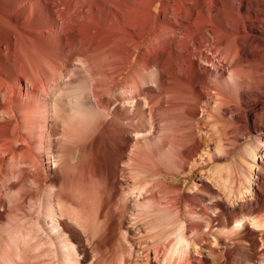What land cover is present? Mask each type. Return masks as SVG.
Masks as SVG:
<instances>
[{
    "label": "bare ground",
    "instance_id": "1",
    "mask_svg": "<svg viewBox=\"0 0 264 264\" xmlns=\"http://www.w3.org/2000/svg\"><path fill=\"white\" fill-rule=\"evenodd\" d=\"M254 15L257 17L255 10ZM241 33L245 36L240 37ZM260 34L251 25L248 12L232 0H0V264H96L94 257L89 258L92 248L89 250V244L63 220L64 211L69 216L67 208L75 206L69 196L59 193L66 184L63 171L67 160L65 163L59 153L51 152L54 166L42 167L43 156L35 154L36 147L32 151V137L26 129L34 131L38 126L36 105L42 100L41 92L52 72H65L77 63L87 69L97 66L93 59L101 55L103 63L102 67H95L96 75L100 73L105 81L94 82L90 96L92 105L106 116L89 137L86 135L85 143L83 139L82 151L99 156L93 162L94 173L99 177L95 178L101 179L102 187L106 186L114 207L109 219L95 221L98 226L91 236L95 247L103 244L101 237L114 239L118 231L124 237L141 234L128 222L125 213L129 206L141 207L139 200L147 192L144 198L149 203L142 200L145 204L141 210L148 212L145 216L142 211L135 212L143 220L146 218V223L153 224L152 229L164 228L163 235L160 233L163 239L174 236L173 241L166 238L168 243L160 240L156 249L168 264H264V129L257 128L254 121L249 126L244 109L252 102L247 92L264 86V44L252 41ZM92 73L95 75L93 70ZM97 76L95 80L100 78ZM122 103H127L130 111L127 122ZM168 112L171 113L166 115ZM257 119L263 124L264 111ZM203 120H214V126L223 122L244 135L255 129L256 141L250 144L249 158L253 165L256 159H261L262 164L253 181V176H249L244 189L219 196L215 188L200 179L204 194H181V185L168 182L173 173L188 177L196 167L218 158L209 142L212 134L205 130L203 133L200 127ZM131 127L134 135L130 137ZM221 127L218 128L222 130ZM213 131V135H220L218 129ZM63 132L71 139L70 133ZM161 132L166 135L160 141V150L172 152L168 153L173 155V167L152 164V169L144 156L141 159L139 142L149 144ZM216 139V149H220L222 135ZM204 141L209 143L203 144ZM65 154L62 152L61 156ZM199 154L203 155L201 162L195 161ZM7 161H13L16 167L10 166L8 171ZM85 163L86 170L90 165ZM72 164L75 166V162ZM125 165L136 177L145 176L143 186L140 187V180L139 186L132 183L130 189L124 187L120 171ZM148 171L160 190H165L160 192H165L168 205L166 198L165 206L160 201L157 204L161 207L153 203L156 189L147 179ZM196 185H192L194 190L198 189ZM15 191L22 195L21 201L16 197L19 207L12 203L11 197L18 195ZM117 197L121 198L122 207L116 205ZM24 200L36 201L35 216L28 214ZM181 201L184 219L180 217ZM19 202H23L21 206ZM85 209L78 210L81 222L71 212L82 232L83 221L89 216ZM238 224L240 227H236ZM85 232L84 235L88 233ZM260 244L263 249L258 250ZM148 250L144 262L157 264Z\"/></svg>",
    "mask_w": 264,
    "mask_h": 264
},
{
    "label": "rangeland",
    "instance_id": "2",
    "mask_svg": "<svg viewBox=\"0 0 264 264\" xmlns=\"http://www.w3.org/2000/svg\"><path fill=\"white\" fill-rule=\"evenodd\" d=\"M232 2L235 5H237L240 9H242L243 11L246 10L248 12V14L250 15L251 25L256 27L261 32V34L258 37L259 39L258 38H254V39L251 38V40L253 39L252 41L255 42V43L258 42L257 44H264V41H263L264 40V35H262V34H264V22H263L264 21V19H263L264 17L261 16V13L264 12V9H263L264 8V0H259V1L258 0H256V1L255 0H237V1L236 0H232ZM239 5H241V6H239ZM254 10L257 12V17H255V15H254ZM241 35L245 36V34L241 33L240 37H242ZM242 40H243V38H242ZM244 41L246 43L249 42L248 39H245ZM101 56H97V58L95 57L96 59H93V60H96L97 66H95V64L93 65V63H94L93 62L92 65L94 67H91V68L88 67V69H87V67L84 64H82V63L78 64L77 63V65H74L75 67L73 66V68H72V66L68 67L70 69L69 72H68V68H66L65 72H68V74L65 73L64 71H60V70L55 71V73L52 72L53 74H51L49 76V78H48L49 81L47 80V82L49 83V86L47 85V82L45 81V84H44L45 87H43L44 90L41 92L42 100H38L37 105H36L37 109L35 111V114L37 115L36 118L38 120V123H37L38 126H37V128L34 131L30 130V128L26 129V131L28 133H30L29 134L30 137H32V141L30 143L31 145L29 144V146L32 149L35 148V147L37 148V149L35 148L36 150L35 149H33V150L31 149L32 151L35 150L34 151L35 154H42V156H43V158L41 160L42 167H43V165L46 166L47 164L49 166H51V167L54 166L53 158H51L49 156L51 152H52V154L59 153V157L62 160L64 159L65 163H66V160H67V165L65 164L64 171H63V173L66 175V184H65L64 187H62V189H61V191L59 193L61 195L69 196L74 201V205H75L74 208H67V210H69V216H70V214L71 215L75 214L77 216V218H75V219L78 222H81L79 217H78L79 208L82 207L84 209L85 208L87 209V210L85 209L86 216L87 215H89V216H87L88 218L85 219L86 222L83 221V227H85L87 229V230H85V228H84V232L86 231L85 234L87 232L88 233L86 235H84V232H82L83 229H82L81 225L75 220L77 222V225H76V222H74V220L72 219L75 216L73 215V217H71V216L69 217L68 214H67L68 211H66V210L64 211V213L66 212L65 213L66 215L64 214L63 220H65L76 232H78L82 236L84 243L87 242V244H89L88 245L89 246V250L92 248L91 249L92 252L89 251V258L91 259L92 257H94L95 259L92 258V260L94 259L93 260L94 263H96V264H131V263L132 264H136V262H137L138 264H146V261L144 262V260H145V255L144 254L147 252L146 250H148V248H149L148 252L150 251L149 253H150L151 256H155L154 259L156 260L157 264H168V261L166 259H164V257H163L164 255L162 256V258L159 257V255L156 252V249H157V245L159 243H161V241H165L166 243H168L170 240L173 241L172 239H174V236L168 235V237L170 239L168 237H166L168 240L166 238L163 239V237H162L163 234L161 232L163 231L164 228L160 229V231H159L158 228L152 229V225L153 224L150 225V223H146L147 222V221H145L146 218H145V220H143L144 218H142V216L139 217L138 215H136V212H135L137 210V214H138V211H140V213L142 211V212H144L143 213L144 216L148 212L147 211L145 213L146 210L145 211L141 210V209H144V207H143L144 204H145L144 201L146 200L145 202L146 203L148 202V199L144 198L145 196L147 197V195H148L147 192L144 193L143 194L144 196L141 197L140 200H139V202L141 203V207H143V208L138 206L140 204H138L137 206L136 205H132V206H129L127 208V212L125 213V215L127 214L126 217L128 218L127 219L128 222L131 225H133L135 230L140 232L142 234V236H141V234L140 235L139 234H132V235H130L128 237H124V234H122L120 231H118L114 239H107L106 235L101 237L100 241L103 244L99 248L95 247L93 241L91 240V238H92L91 236H92V234H94V232L96 231V228L98 226L95 221L96 220L99 221L100 219L101 220L109 219L111 214H112V211H113V210H111V207H114L113 206V202L111 201V199L110 198L108 199L109 194L107 193L108 191L105 188L106 186L103 185V187H104L103 188L102 187L103 182L100 181L101 179H98V180L96 179V178H99V177L96 176V174H95L96 171L93 168V162L96 161V158L98 160L99 156H97L94 152H90V153H88V154H90L92 156V157H90V156H88L87 153H84L82 151L83 148H84L83 146H84V143L86 142L85 140H86L87 136L89 137L90 134H92L91 132L96 127L97 123L103 121V119L106 116V115H102V112H104V111H102L100 109H97V108H95V106L92 105L91 102H92L93 99L90 96L91 95L90 94L91 87H92L91 85H94V82L96 83V81H99V82L102 81V83L105 81V79L102 77L103 75H100V73L97 74L98 76L96 75V73H98V71H97L98 69L95 68V67H98L99 64H101L100 66L102 67V63H103V58L104 57L102 56V58H101ZM100 66H99V68L101 69ZM92 68H94V69H92ZM90 69H92L93 72H95V75H93L94 73H92V75H91L92 70H90ZM100 69H99V72H100ZM57 72H58V74H60V76L57 75ZM61 73H63V74L61 75ZM52 75H54V77ZM64 75H66V76H64ZM95 76H97V78L98 77H100V78H98V79L96 78L97 80H95ZM101 78H103V80H101ZM50 79L54 80V81L51 82ZM50 83H51V85H50ZM46 87H48V88H46ZM258 87L256 86V87L252 88L253 90L251 89V92H250V90L247 92L248 93L247 94L248 100H252V102L247 107H245L244 109L246 110L245 111V116L247 118L248 125L251 126L252 121H254V123L256 124L257 128L264 129V122H262L263 124H261V122H259L258 119H257L258 114L260 112L264 111V86H259L258 85ZM255 88H257L258 90H256ZM47 89L49 90V92H48ZM88 97L91 98L90 101H89ZM255 99H257V100H255ZM52 104H53V106H51ZM122 104H123L124 107L122 106L121 108L124 111V115L126 117V118H124V120L127 122V121H129V118H127V117H129L130 111H129V108L126 106V105H128L127 103L126 104L122 103ZM89 105H91L93 107H91ZM55 107H56V109H55ZM46 111H47V113H46ZM100 112H101V114H100ZM257 112H259V113H257ZM170 113L168 112V114H166V113L165 114L169 115ZM46 114H47V117H46ZM50 114H51V116H50ZM104 114H106V113L104 112ZM48 117H50V118H48ZM64 121H66V122H64ZM203 121H204L203 123L202 122L200 123V125H201L200 127L202 128L203 133H204V130H205L208 134H210V135L212 134L211 135V139L212 140L209 141V142H210V145L212 147L211 148L212 151L216 152V154L218 155V158L215 161H212V162H209V163L205 162L206 164L203 163L202 166L196 167L193 170V172L188 177H185L184 175H180V174H176V173L174 174L173 173L170 176H168V182L170 184H172V185H181V187H182L181 188L182 192L180 191L181 194L182 193L193 194V193H197V192L204 194L205 192L202 191V188L199 185L200 179L208 182L213 188H215L217 193H219V196H224L225 197L233 189H234V191L239 190L240 188L244 189V186L248 182L247 179L249 178V176H253L251 178V180L253 181L254 177L257 174L258 167L261 166V164H262L261 161H260L261 159H256V165H253L251 163V159L249 158V155H250L249 150L251 149L250 148V146H251L250 144H252L253 142L256 141L255 138H256L257 134H256L255 129L251 128L249 134L247 133L246 135H244L242 132H237L236 133L233 128H231L230 126L227 127V125L225 123H223V122H220L217 126H214V124H213L214 120H209V121L207 120L208 122L206 120H203ZM45 124H46V126H45ZM48 124H51L50 127H49ZM99 124L100 123H98V125ZM210 124H211V126H210ZM219 126L223 127V128L221 127L222 130L224 129L223 133H222V130L220 128H218ZM46 128H47V130H46ZM144 128L145 127H142V129H144ZM63 129L65 130L66 133H68V134L70 133V135H72L73 137L71 136V139H70L69 135H67V134H65L63 132L64 131ZM132 129L133 128L131 127L129 130L131 131ZM213 129L214 130L218 129V131L220 129V131L217 132L218 135L219 134H220L219 136L222 135V138H223V140H222L223 143L221 142V145H220L221 148L220 149H216V147L218 146L216 137H219V136L213 135V134H216L215 131H213ZM95 130L96 129H94V131ZM224 131H226V133H224ZM85 132H86V134H85ZM133 133H134V131H133ZM165 133L166 132H161L160 133L161 137L159 135L156 139L153 138L149 144L148 143L144 144L141 141L139 142L141 144V147H142V148L140 147L142 150L139 151L140 154H141V157H142L141 159H143V156H144V160H147V161L150 162L149 166L152 169L154 168L152 166V164H154L155 167H164V166L173 167V161H174L173 155L168 153V152H170V153H172V152L169 151V150H168V152L167 151L166 152H162L160 150V145H163L161 143L163 141H161V140H162V138L164 139V136L166 135ZM62 134H64L63 135L64 137L62 136ZM129 134H131L130 137L134 135V134L132 135V131L129 132ZM66 135H67V137L70 140L68 138H66ZM83 136L85 138H82V140L80 139L81 140L80 141L79 138H81ZM224 136H225V138H224ZM235 136H236V138H235ZM51 137H52V140L49 139ZM158 138H161V139H158ZM83 139H84V143H83ZM76 140L79 141L80 143L77 142ZM209 142L204 141L203 144H207ZM75 143H76L77 146L75 145ZM50 146H51V150H50ZM78 146H80V148ZM40 147H42V148H40ZM65 149L66 150L67 149L70 150V152L69 151L67 152ZM48 150H49V152H48ZM58 150L60 152H58ZM71 150L73 151V153H72ZM143 150L147 153L146 156L144 155L145 153H143L144 152ZM218 151H219V153H218ZM62 152H66L67 153V155L65 154L66 156L63 155L64 158H62L63 156H61ZM68 154H70V156H68ZM74 154H75V156H74ZM78 154H79V156H76ZM168 154H169V156H168ZM81 155L83 157L85 155V157L83 158ZM86 155L88 156L89 159L87 158ZM65 157H66V159H65ZM67 157H68V159H67ZM71 157L73 158V160L77 159V157H78V159L74 161L75 162V166L72 164L74 162H73ZM79 157H81V158H79ZM202 157H203V155L199 154L198 156L195 157V161L201 162L202 161ZM70 158H71L72 161L70 160ZM85 158L87 160H84ZM147 158H149V159H147ZM263 159H264V157H263ZM82 160H83L84 163L82 162ZM69 161H71V164L69 163ZM86 161H87V165H90L89 166L90 169L88 167L85 170V169H83V166H84V164H86L85 163ZM8 162L9 161H7L6 167H5V168H7L8 171L11 168L10 166H12V169H14V167H16V166H14L15 164H13V161H10V163H8ZM248 162H250L251 164L248 163ZM11 163H12V165H10ZM77 164H79V166ZM91 165H92V168H91ZM70 167L73 168V169L71 170ZM124 168H125V170L126 169L128 170L129 167L127 168V166L125 165V167L123 166L121 171H120V176H122L121 178L123 179L124 187L126 189H128V188L130 189L132 187V183L135 184V185L137 184V186H139L138 184L142 180L144 181L145 176L143 174L142 175H137V177H136L135 173L133 174L132 171L129 170L130 174H131L130 175L128 173L129 171H127V170L124 171ZM92 169H94V170L92 171ZM76 170L78 172H76ZM90 170L92 171V173L90 172ZM73 171H74V173H72ZM85 171H86V174H85ZM79 172L81 174H79ZM87 173H88V176H87ZM90 173H91V175H89ZM147 173H148V176H150L149 178H147L149 183L150 184L153 183L154 186H155L154 190L156 189L155 190L156 197H155L154 200H152L153 203H155V205H158L157 203H158V201H160V203H162V205L165 206L163 203L166 202L167 196L165 195V192H164V194H163V192L162 193L160 192V191H165V190H160V186L158 185L155 177L151 178V173L152 172L148 171ZM78 174H79V176H78ZM85 176H86V178H85ZM89 176H91V177L88 178ZM76 178H78V179H76ZM80 178H83V179H80ZM87 178H88V181H86ZM75 181L76 182L78 181V182L76 183ZM84 181H86L87 185H89L88 187H87V185L85 187L86 183L84 184ZM143 181H142V184L140 185V187L143 186V183H144ZM90 182H92V183H90ZM135 182H137V183H135ZM194 182H196V184H197L196 185L197 188H198L197 190H194L192 188V185H193ZM79 183L81 184L80 186H79ZM83 184H84V187H83ZM153 184L151 186H153ZM28 185L29 184H27V186ZM28 188H30V185L28 186ZM81 188H84V189H81ZM86 188H89V189L87 190ZM145 189H146V187L144 186V190ZM83 190H84V195L82 193ZM157 191L160 192L159 195H162L161 197H159V195H157V193H158ZM19 194L21 195V192L20 193L18 192L17 196L14 195V197L13 196L11 197L12 198V203L13 204L15 203L17 206H18L17 201L18 200L19 201L22 200V199L20 200L22 195L20 197H18ZM89 194H90V196L92 194V196L90 197ZM83 196L88 197V198L84 197L85 198V200H84V198H82ZM106 196H107V198H105ZM16 197L19 198V199L17 200ZM157 197H159V198L156 199ZM162 198H164V199H162ZM161 199L163 200V202L161 201ZM27 200H24V202H25L24 203L25 204L24 207L26 208V211L28 212V214L30 216H35V214L38 213V208H37L38 204L36 203V201H34V200L31 201L30 200L32 202V205H30L31 202L30 201L28 202ZM88 200H90V201H88ZM142 200H144V201L142 202ZM167 200H168L167 201L168 203L166 202L167 203V204L165 203L166 205L169 204V199H167ZM115 203H116V205L118 207H122L121 206L122 205L121 198L117 197L116 200H115ZM148 203L146 205H148ZM160 203H159L158 206H160ZM15 204H14V206H16ZM19 204H20V202H19ZM21 204H20V206H21ZM26 204L28 206H26ZM88 204H89V206H88ZM29 206H31L33 208L30 207L31 208L30 209ZM180 206H181V209H182L180 217L184 219L185 218V216H184L185 214L183 212L182 201L180 202ZM134 207L137 208V209H135ZM75 208H76V210H75ZM33 209H35V210H33ZM133 212L135 214L134 216H133ZM210 213L212 214L213 212H210ZM94 214H96V215L94 216ZM137 217H138V219H137ZM90 218H92V219H90ZM134 218H135V220H134ZM142 221H143V223H142ZM202 223H203V221H202ZM78 225H80V226H78ZM93 226H95V228ZM147 226H148V228H147ZM151 229L153 231H151ZM155 230H157L159 232H157ZM92 231H94V232L92 233ZM153 232H157V235L156 234L154 235ZM148 233H150V234H148ZM219 234L222 235V236H226L225 233H219ZM85 236L86 237L89 236L88 238H85L87 240L84 239ZM128 242H129V244H128ZM145 246L148 247V248H146ZM114 247H115V249H114ZM94 248H96V249H94ZM261 249H263V245L260 244L259 247H258V250H261ZM93 250H96V251H93ZM93 254L97 257V259H96L95 256H93ZM123 259H124V261H123ZM129 261H131V262H129Z\"/></svg>",
    "mask_w": 264,
    "mask_h": 264
},
{
    "label": "snow or ice",
    "instance_id": "3",
    "mask_svg": "<svg viewBox=\"0 0 264 264\" xmlns=\"http://www.w3.org/2000/svg\"><path fill=\"white\" fill-rule=\"evenodd\" d=\"M236 227H240V225L238 224V225H236Z\"/></svg>",
    "mask_w": 264,
    "mask_h": 264
}]
</instances>
